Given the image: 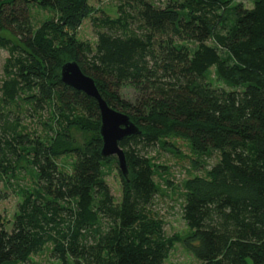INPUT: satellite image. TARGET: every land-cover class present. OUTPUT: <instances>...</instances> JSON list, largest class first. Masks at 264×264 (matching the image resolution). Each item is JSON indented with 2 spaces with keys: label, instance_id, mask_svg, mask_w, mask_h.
I'll list each match as a JSON object with an SVG mask.
<instances>
[{
  "label": "trees",
  "instance_id": "1",
  "mask_svg": "<svg viewBox=\"0 0 264 264\" xmlns=\"http://www.w3.org/2000/svg\"><path fill=\"white\" fill-rule=\"evenodd\" d=\"M33 6L56 18L37 25ZM87 7V0H0V47L9 53L0 80V172L8 175L28 157L37 178L13 222L0 213V264L27 263L48 245L60 264H165L181 239L150 215L158 193L150 152L169 145L172 133L201 154L220 152L207 173L186 184L191 233L183 242L197 264H264V0L251 8L118 0L116 17L92 18L95 46L62 26L71 22L73 31ZM186 41L196 48L179 44ZM66 54L141 130L120 141L130 171L125 178L120 170V201L105 179L107 161L116 158L101 152L98 101L63 82ZM213 67L229 89L208 82ZM123 85L138 93L134 102L120 94ZM20 101L40 112L52 106L67 139L29 133ZM73 127L93 136L76 146ZM63 153L74 157L70 171L58 162Z\"/></svg>",
  "mask_w": 264,
  "mask_h": 264
},
{
  "label": "rangeland",
  "instance_id": "2",
  "mask_svg": "<svg viewBox=\"0 0 264 264\" xmlns=\"http://www.w3.org/2000/svg\"><path fill=\"white\" fill-rule=\"evenodd\" d=\"M159 3H165L167 0H156ZM184 1V0H181ZM224 6L233 7L241 5L243 7H253L254 0H211ZM118 0H87V12L85 17L76 25L73 31L70 30L71 22L62 26L71 32L80 41H85L93 46L96 45L97 38L93 31L92 18L106 12L112 17L118 15ZM34 21L37 25L42 21L50 20L56 16L48 8H32ZM219 14L223 9H219ZM58 17V16H57ZM56 18V17H55ZM0 35H4L0 32ZM215 44L214 41H210ZM180 45L190 50L196 48V43L192 41L179 42ZM222 55L227 59L228 53L221 47ZM9 56L6 49L0 47V80L5 78L4 65ZM63 63L74 60L70 54L63 56ZM208 82L214 87L228 88L226 82L219 76L217 70L213 67L207 74ZM1 86V85H0ZM120 94L127 101H135L138 93L134 87L123 85L119 89ZM17 109V108H14ZM21 123L26 130L41 138L44 141H65L67 138L62 131L57 128L56 115L52 106L45 111H35L26 101H20ZM93 132V131H92ZM91 131L73 127L69 131L70 138L74 145H84L93 136ZM169 142L166 147H154L150 152L151 163L153 165L155 182L158 193L154 204L150 208V215L155 220L161 221L167 236H178L181 240L177 242L167 258L165 264H197V259L193 251L183 242L191 233L186 220L183 217V205L186 195V184L189 179L204 175L220 159V152L210 149L205 153L196 152L191 142L174 133L165 137ZM116 158L115 156H112ZM28 157L23 159L16 167L15 171L6 175L0 172V213L8 222H13L18 212V206L23 201L26 192L37 188L36 171L32 168ZM58 162L65 170H71L74 157L71 154H61ZM118 159L108 160L105 167V179L112 189L116 201H120L123 193L124 180L120 169L118 168ZM10 226V225H9ZM51 245H48L43 251L35 254L27 263L21 264H60L51 254Z\"/></svg>",
  "mask_w": 264,
  "mask_h": 264
},
{
  "label": "water",
  "instance_id": "3",
  "mask_svg": "<svg viewBox=\"0 0 264 264\" xmlns=\"http://www.w3.org/2000/svg\"><path fill=\"white\" fill-rule=\"evenodd\" d=\"M61 78L65 84L98 101L101 114L100 133L103 140L101 152L104 157L115 156L123 176L128 178L130 171L127 156L120 145V141L131 135L141 133L139 125L131 119L129 114L112 107L103 98L95 79L87 75L76 60L63 64Z\"/></svg>",
  "mask_w": 264,
  "mask_h": 264
}]
</instances>
